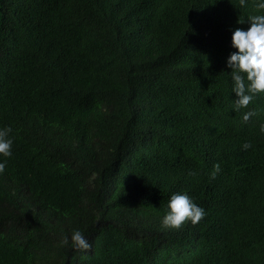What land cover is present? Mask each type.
Listing matches in <instances>:
<instances>
[{"label": "trees", "instance_id": "obj_1", "mask_svg": "<svg viewBox=\"0 0 264 264\" xmlns=\"http://www.w3.org/2000/svg\"><path fill=\"white\" fill-rule=\"evenodd\" d=\"M256 3L0 0V264H264V93L235 111L227 66ZM173 194L204 218L162 227Z\"/></svg>", "mask_w": 264, "mask_h": 264}, {"label": "clouds", "instance_id": "obj_2", "mask_svg": "<svg viewBox=\"0 0 264 264\" xmlns=\"http://www.w3.org/2000/svg\"><path fill=\"white\" fill-rule=\"evenodd\" d=\"M239 2L241 6H244L246 0H239ZM255 7L257 10H264V0H257ZM247 21L250 24L247 31L237 28L232 33V47L238 51L232 53L227 60V66L231 69L233 92L238 97L233 102L235 111L246 108L255 95L264 93V15L249 16ZM237 23L243 24L245 20L239 19ZM255 115H257L255 111L246 112L243 115L244 122ZM260 131L264 133V123L260 125ZM11 132V127L0 129V155L4 157L12 155L13 141L9 138ZM251 147V143L248 142L242 145L243 150ZM5 167V163H0V174L4 172ZM219 170V164L214 165L213 178ZM167 207L169 211L161 221L164 228L179 229L187 221L195 225L205 216L204 209L195 204L186 194H173ZM61 244L68 245V237H64ZM71 244L78 251H87L91 248L84 234L78 230L71 234Z\"/></svg>", "mask_w": 264, "mask_h": 264}]
</instances>
